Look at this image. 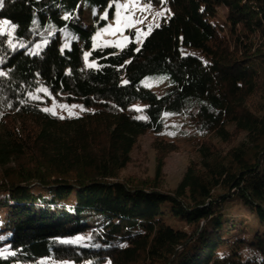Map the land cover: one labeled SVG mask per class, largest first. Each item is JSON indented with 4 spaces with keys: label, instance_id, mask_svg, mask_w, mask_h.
<instances>
[{
    "label": "trees",
    "instance_id": "obj_1",
    "mask_svg": "<svg viewBox=\"0 0 264 264\" xmlns=\"http://www.w3.org/2000/svg\"><path fill=\"white\" fill-rule=\"evenodd\" d=\"M108 1L0 7V264H264V0H146L165 14L141 44L95 50L107 21L91 10ZM65 28L78 38L63 49ZM36 92L81 111H44ZM167 112L209 136L199 159L174 190L164 159L153 179L123 178ZM234 199L257 227L236 226Z\"/></svg>",
    "mask_w": 264,
    "mask_h": 264
},
{
    "label": "rangeland",
    "instance_id": "obj_2",
    "mask_svg": "<svg viewBox=\"0 0 264 264\" xmlns=\"http://www.w3.org/2000/svg\"><path fill=\"white\" fill-rule=\"evenodd\" d=\"M128 5L129 7H122ZM113 8L112 16L110 11ZM92 13H99L100 17L107 21L103 26L97 27L93 35L92 49L106 48V47H124L131 39L133 32V39L136 43L141 44L145 37L151 32L152 28L156 26L162 16L157 15L159 12H164L165 8L162 6H154L153 3L146 0H109L107 5L99 10L95 7L91 10ZM226 13V9H224ZM129 17L133 23L129 25ZM142 21V22H136ZM12 25L9 19L2 20L0 18V33L11 34ZM78 38L70 28L62 30L63 49L70 47L71 42ZM44 43L41 40L38 43ZM32 51L37 49V45L30 48ZM90 51L85 52L87 65L94 67L95 62L89 59ZM166 75H150L143 79V84L150 87L155 92L161 94L167 87ZM33 96H38L39 99L48 102L45 96L34 93ZM45 108L52 109L53 114L61 116L76 115L81 109L74 105L62 103L54 100L52 97ZM243 133H239L231 143H235L242 138ZM195 128H193L184 116L178 115L174 112H167L164 116V127L159 133L149 131L147 134L141 136L136 147L132 153V159L128 167L125 168L121 176L123 178H136L139 180L153 179L156 176L157 168L161 159L163 161V173L160 179L163 190H174L179 182L182 180L189 164L193 160H198V143L201 139L208 138ZM218 142V141H217ZM230 143V144H231ZM224 149L228 148V144L219 143ZM233 209L232 217L235 219L236 226L243 228L244 220L252 228L257 227L256 216L250 212L244 205L237 202V199L231 202ZM243 220V222H241ZM243 230L239 231L242 234ZM3 233L0 232V235ZM238 236V235H237ZM4 237L6 235L4 234ZM4 240V239H3ZM39 264H76L70 261H56L51 259H43Z\"/></svg>",
    "mask_w": 264,
    "mask_h": 264
},
{
    "label": "snow or ice",
    "instance_id": "obj_3",
    "mask_svg": "<svg viewBox=\"0 0 264 264\" xmlns=\"http://www.w3.org/2000/svg\"><path fill=\"white\" fill-rule=\"evenodd\" d=\"M2 5H3V0H0V7H2ZM122 7H129V6L128 5H122ZM157 15L163 16L164 12L163 11L159 12V13H157ZM136 22H142V21H136ZM132 23H133V21H132L131 17H129V25L128 26H132ZM0 75H4V73H0ZM40 91H46V90L41 89ZM33 99H39V97L33 96ZM44 111H52V109L45 108ZM69 242H76V241H69Z\"/></svg>",
    "mask_w": 264,
    "mask_h": 264
}]
</instances>
